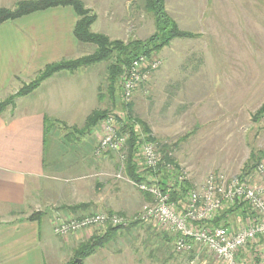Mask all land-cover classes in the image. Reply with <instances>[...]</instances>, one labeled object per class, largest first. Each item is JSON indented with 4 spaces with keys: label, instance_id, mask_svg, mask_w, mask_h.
<instances>
[{
    "label": "rangeland",
    "instance_id": "rangeland-1",
    "mask_svg": "<svg viewBox=\"0 0 264 264\" xmlns=\"http://www.w3.org/2000/svg\"><path fill=\"white\" fill-rule=\"evenodd\" d=\"M84 1L97 16L92 25L94 33L104 34L110 40L125 43L144 41L157 31L154 16L146 9L145 0ZM166 10L180 30L194 36L174 39L170 45L153 54V59L160 61V65L133 92V113L135 119L149 126L152 137L159 145L171 147L179 174L192 188L199 190L210 173L241 176L253 154L258 157V163L264 162V114H260L264 105V0H166ZM83 50L82 57L93 54L96 47L85 44ZM111 62L109 60L89 68H93L94 76L99 77L104 97L101 108L112 113L116 110L123 112L119 111L121 88L115 97L108 90V65ZM107 118L92 134L79 139L97 144ZM62 126H56L58 130L54 129L52 138H48V150L52 144L54 153L60 152V140H64L68 147L58 154L68 161L67 168L71 166L70 161L86 165L92 160L98 169L60 181L68 186L85 183L87 190L96 183L101 203L77 214L57 206L52 212L53 225L56 217L62 215L85 217L96 212L119 215L128 224L136 223L145 205L151 204L153 198L132 183L118 154L107 152L97 156L95 149L91 159L86 158L89 148L71 141L67 136L73 129ZM239 215H243L242 209L232 213L229 224L235 226ZM110 226L108 223L81 232L84 235L77 245L67 249L62 247L65 252L61 251L55 264H69L74 258H77L74 262L81 260L77 255L79 247L95 237L105 236ZM156 226L149 220H140L132 225V228L138 227V230L147 233H144V249L147 257L154 262L145 259L144 264H189L187 254L167 255L165 251L160 257L152 232L158 230ZM43 230L46 243L48 236L53 242L60 243L58 238H65L55 234L56 239L52 231H47V225L43 226ZM118 231L104 251L99 249V257H96L98 264L102 261L104 264V255L113 260L119 259L118 264H125L127 246L133 243L132 238L137 231L130 230V226ZM143 233L139 235L138 243L142 242ZM72 235L75 234L69 236ZM53 257L46 247L47 264H52ZM198 264L215 262L203 251Z\"/></svg>",
    "mask_w": 264,
    "mask_h": 264
},
{
    "label": "crops",
    "instance_id": "crops-1",
    "mask_svg": "<svg viewBox=\"0 0 264 264\" xmlns=\"http://www.w3.org/2000/svg\"><path fill=\"white\" fill-rule=\"evenodd\" d=\"M22 1L30 0H0V9L13 8ZM77 20L72 7H56L0 24V101L16 94L23 83L32 81L47 65L82 57L85 44L75 36ZM93 71V68H83L74 74H55L33 92L16 98L0 114V264H47L46 247L53 254L52 264H55L61 251L65 252L62 247L73 248L84 234L58 238L61 243L53 242L48 236L46 243L43 226L47 225V231L55 236L54 208L100 206L96 183L87 190L85 183L68 186L60 181L82 176L89 170L96 171L93 161L86 165L82 161H70L71 166L67 168L68 161L58 154L68 147L64 140H60V152L54 153L52 144L49 150L47 146L56 126L80 128L93 112L104 110L99 77ZM51 125L47 135V126ZM75 143L88 147L85 155L91 159L96 144L84 140ZM34 210L37 212L32 213ZM137 228L130 227L138 235L127 246L125 264H144L145 259L154 262L144 249L147 233ZM154 231L160 257L165 250L167 255L174 254L173 235L164 230ZM142 233L144 238L138 243ZM100 250L87 257L83 264H98L96 257ZM103 258L104 264L119 262L108 255Z\"/></svg>",
    "mask_w": 264,
    "mask_h": 264
},
{
    "label": "built area",
    "instance_id": "built-area-1",
    "mask_svg": "<svg viewBox=\"0 0 264 264\" xmlns=\"http://www.w3.org/2000/svg\"><path fill=\"white\" fill-rule=\"evenodd\" d=\"M159 65L157 59L146 58L134 63L123 87L125 101L132 98L137 85L145 82ZM118 125L116 118L109 115L96 148L97 156L113 152L120 160L126 159L128 136L120 134ZM141 153L143 168L156 171L161 164L156 144H143ZM132 183L153 198L138 220H149L170 232L174 237V251L192 256L189 264H198L203 251L215 264H264V162L246 178L210 173L202 188L190 190L180 204L171 201L169 193L162 191L156 175H148L145 182ZM237 207L242 209L243 215L237 217L235 226L213 225L221 212ZM54 223V233L67 238L108 223L112 227L126 226L128 221L119 215L96 212L85 217L62 215L56 217Z\"/></svg>",
    "mask_w": 264,
    "mask_h": 264
},
{
    "label": "trees",
    "instance_id": "trees-1",
    "mask_svg": "<svg viewBox=\"0 0 264 264\" xmlns=\"http://www.w3.org/2000/svg\"><path fill=\"white\" fill-rule=\"evenodd\" d=\"M145 6L148 12L154 16L157 31L144 41L133 40L129 43H125L121 40H110L109 37L104 34L94 33L92 31V25L95 23L97 16L92 10L86 7L82 0H30L19 2L13 8H1L0 24L51 8L72 7L78 16L75 26V36L77 40L83 44L94 45L96 51L91 55L80 57L75 60H62L47 65L30 83H25L16 94L0 101V114L13 105L16 98L33 92L43 81L55 74L62 72L74 74L83 68H89L93 65L112 60L108 65V90L110 95L115 97L117 91L121 88V110L119 111L123 112H118V110H116L115 113L107 110L95 111L87 118L81 130L73 128V131H70L67 137H70L71 141L75 142L86 134H92L100 123L112 114L118 121L120 134L128 136L126 143V159L122 161V166L129 179L134 183H141L147 181V175H156L159 177V185L162 191L164 193H169L171 201L180 204V202L185 200L189 191L194 188H192V185L179 174L178 165L175 164L171 155V147L159 145L157 140L152 137L149 126L145 122L135 119L133 113V97L129 101H125L123 87L128 77L127 72L129 69L131 70L133 68L135 62L139 61L141 58L152 61L153 58H155L153 54L158 53L161 49L170 45L174 39L184 37L190 38L193 37L194 34L180 30L177 23L167 13L166 0H145ZM142 70L143 72L148 71L146 69ZM142 83L144 82L139 83L134 91L138 90ZM100 98H104L102 91H100ZM260 114H264V105L260 109ZM50 127L52 128V125L47 126V135L50 132ZM147 143L156 144L157 150L161 154V164L157 167L156 171L143 169L141 147L143 144ZM97 146L98 143L95 149ZM258 162V157L253 154L246 163L244 172L240 177L246 178L252 175L256 166L259 164ZM87 208H90L89 205H77L66 209L77 214L80 210H85ZM237 209L241 208H231L221 212L214 220L213 225H230L228 219ZM38 214L39 213L32 216L31 219H35ZM139 221L140 220L136 223L127 224L126 226H110L105 236L95 237L79 247L77 255L78 258L81 259L80 263L74 262L75 259H77L74 258L69 264H83V261L87 257L94 254L98 249L106 247L111 237L117 235L119 232L118 230L128 226L132 227V225L137 224ZM156 227L158 230H162L158 226ZM170 242H172L171 239ZM172 251L175 255H182L174 251V244ZM187 255L190 260L192 256L189 254Z\"/></svg>",
    "mask_w": 264,
    "mask_h": 264
},
{
    "label": "water",
    "instance_id": "water-1",
    "mask_svg": "<svg viewBox=\"0 0 264 264\" xmlns=\"http://www.w3.org/2000/svg\"><path fill=\"white\" fill-rule=\"evenodd\" d=\"M76 262L80 263V262H81V260H77Z\"/></svg>",
    "mask_w": 264,
    "mask_h": 264
}]
</instances>
